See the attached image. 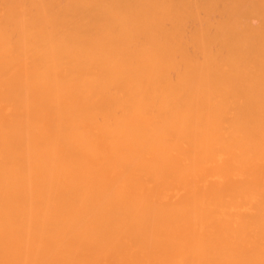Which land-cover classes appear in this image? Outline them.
<instances>
[{
	"label": "bare ground",
	"instance_id": "bare-ground-1",
	"mask_svg": "<svg viewBox=\"0 0 264 264\" xmlns=\"http://www.w3.org/2000/svg\"><path fill=\"white\" fill-rule=\"evenodd\" d=\"M0 264H264V0H0Z\"/></svg>",
	"mask_w": 264,
	"mask_h": 264
}]
</instances>
